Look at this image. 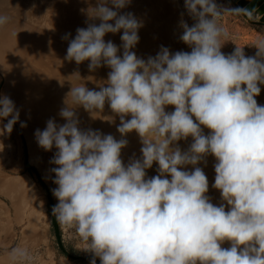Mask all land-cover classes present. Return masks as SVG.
<instances>
[{
  "label": "clouds",
  "instance_id": "obj_1",
  "mask_svg": "<svg viewBox=\"0 0 264 264\" xmlns=\"http://www.w3.org/2000/svg\"><path fill=\"white\" fill-rule=\"evenodd\" d=\"M130 3L96 0L87 9L100 23L77 29L65 59L89 61L90 71L107 66V81L99 90L71 85L59 112L66 122L52 118L35 131L41 148L57 149L50 161L56 165L55 222L87 243L90 264L97 258L100 264H264V105L255 98L264 84V39L253 44L255 56L239 46L225 55L228 33L219 20L234 10L216 0H185L194 23L181 19L179 39L191 51L161 46L145 60L133 51L142 22L120 12ZM8 22L0 15V26ZM121 31L120 46L106 42L107 34ZM106 103L120 117L119 140L80 128L77 107L93 115ZM17 122L14 101L0 95V137L10 136ZM133 131L142 157L125 165L121 152ZM189 137L192 143L182 150L178 142ZM209 155L216 160L212 187L221 193L219 205L207 195L208 178L197 166ZM154 163L159 174L148 178ZM189 165L193 170H181ZM225 241L231 246L222 247ZM7 255L11 264H32L26 247Z\"/></svg>",
  "mask_w": 264,
  "mask_h": 264
},
{
  "label": "rangeland",
  "instance_id": "obj_2",
  "mask_svg": "<svg viewBox=\"0 0 264 264\" xmlns=\"http://www.w3.org/2000/svg\"><path fill=\"white\" fill-rule=\"evenodd\" d=\"M216 2L222 9L234 10L225 11L219 20L228 33L222 40L224 45L221 51L227 55L239 46L244 48L246 56H255L257 49L253 44L258 39H264V26L245 18L230 0ZM95 4L96 0H0V15H6L3 13L6 11L10 13L6 15L9 22L0 26V95L7 94L20 112V122L14 126L11 135L0 137V181L12 182L13 185L23 181L28 187L27 191H20L25 199H18L20 205L0 194V264H11L7 253L17 245L30 250L32 264H90L91 259H75L92 257V254L85 251L87 243L73 229L60 227L65 252L59 246L48 201L50 194L54 204L58 203L52 193L57 185L53 183L55 174L51 169L56 165L50 162L57 149L54 147L46 151L41 148L36 142L35 131L45 129L47 121L52 118L58 124L66 122L59 112L66 106L64 101L71 85L99 90L107 81L111 71L107 66L90 71L89 61L78 65L74 60L69 62L65 59L69 41L75 38L77 29L86 28L89 23H100L99 20H90L87 15V9ZM120 12L133 13L143 24L139 29V43L133 49L138 57L145 60L149 56L154 57L161 46L169 48L172 53L191 51L179 39L183 31L179 27L181 19L189 26L194 23L185 8V0H131L130 5ZM122 34V31L109 33L105 40L120 46ZM65 36H69V39H65ZM259 86L261 93L255 98L258 104L264 105V84ZM68 102L71 104V98ZM173 110L174 106L166 108L168 112ZM75 111L82 130H99L113 135L117 140L121 139L117 131L120 117L107 103L102 112L93 115L82 106ZM21 122L27 126L21 127ZM209 131L204 129L206 135ZM125 138L128 144L122 149L121 158L127 165L130 159L142 157V143L135 131ZM191 143V137L178 142L182 150H187ZM26 153L35 169L33 176L25 165ZM205 160L206 164L201 162L197 166L203 169L208 178L207 195L213 204L219 205L222 202L221 193L212 187L216 160L212 155ZM157 169L158 164L154 163L151 169L146 170L147 177L158 175ZM181 170L191 171L193 166ZM37 175L45 184L38 180ZM230 246V241L222 244L225 248ZM96 264H100L99 258Z\"/></svg>",
  "mask_w": 264,
  "mask_h": 264
},
{
  "label": "water",
  "instance_id": "obj_3",
  "mask_svg": "<svg viewBox=\"0 0 264 264\" xmlns=\"http://www.w3.org/2000/svg\"><path fill=\"white\" fill-rule=\"evenodd\" d=\"M230 1L233 3L236 9L249 21L264 26V0H230ZM25 165H26V168L29 174L33 176V173H35V169L31 165L27 153H26ZM37 178L38 180L41 181L42 184H45L39 175H37ZM48 201H49V205H50L51 213H52V207L55 204L50 194L48 195ZM51 221H52V226L54 228L59 246L61 250L65 252L63 245H62V240H61L60 226L57 225V223L55 222V218L52 216V214H51ZM75 259L89 260V259H92V257H75Z\"/></svg>",
  "mask_w": 264,
  "mask_h": 264
},
{
  "label": "bare ground",
  "instance_id": "obj_4",
  "mask_svg": "<svg viewBox=\"0 0 264 264\" xmlns=\"http://www.w3.org/2000/svg\"><path fill=\"white\" fill-rule=\"evenodd\" d=\"M6 3V2H5ZM151 7V6H150ZM31 21V20H30ZM8 61V60H7ZM17 62V61H16ZM34 156V155H33ZM34 158V157H33ZM35 160V159H34ZM32 161V159H31ZM21 164V163H20ZM12 165V164H11ZM17 165V164H16ZM16 168V167H15ZM42 175V172H41ZM10 179V178H9ZM20 180V179H19ZM21 181V183H17L16 185H13L12 182H2L0 181V194L6 196L7 198H9L11 201H13L14 203H16L17 205H20L18 203H20V200H18L19 198L23 197L22 194L20 193V191H24V190H28L27 185ZM19 192V194H18ZM28 194V193H27ZM24 195H26L24 193ZM27 196V195H26ZM23 201L25 200L24 197L22 199ZM22 201V203H23Z\"/></svg>",
  "mask_w": 264,
  "mask_h": 264
},
{
  "label": "crops",
  "instance_id": "obj_5",
  "mask_svg": "<svg viewBox=\"0 0 264 264\" xmlns=\"http://www.w3.org/2000/svg\"><path fill=\"white\" fill-rule=\"evenodd\" d=\"M3 13H5L6 15H9L10 14L9 12L7 13V11L6 12H3Z\"/></svg>",
  "mask_w": 264,
  "mask_h": 264
}]
</instances>
